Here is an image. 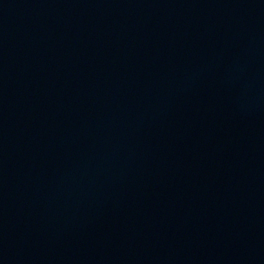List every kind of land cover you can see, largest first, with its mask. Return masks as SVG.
<instances>
[{"label":"water","instance_id":"water-1","mask_svg":"<svg viewBox=\"0 0 264 264\" xmlns=\"http://www.w3.org/2000/svg\"><path fill=\"white\" fill-rule=\"evenodd\" d=\"M0 264H264V0H0Z\"/></svg>","mask_w":264,"mask_h":264}]
</instances>
